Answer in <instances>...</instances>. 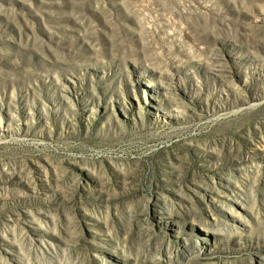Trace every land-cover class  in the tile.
Instances as JSON below:
<instances>
[{"label":"rangeland","instance_id":"obj_1","mask_svg":"<svg viewBox=\"0 0 264 264\" xmlns=\"http://www.w3.org/2000/svg\"><path fill=\"white\" fill-rule=\"evenodd\" d=\"M0 264H264V0H0Z\"/></svg>","mask_w":264,"mask_h":264}]
</instances>
